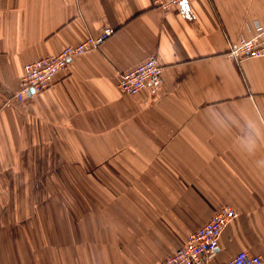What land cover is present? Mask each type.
Returning <instances> with one entry per match:
<instances>
[{
  "label": "crops",
  "instance_id": "0c3cea01",
  "mask_svg": "<svg viewBox=\"0 0 264 264\" xmlns=\"http://www.w3.org/2000/svg\"><path fill=\"white\" fill-rule=\"evenodd\" d=\"M0 0V264H162L223 206L214 257L264 260V0ZM115 34L26 101L24 67ZM155 56L156 91L120 76Z\"/></svg>",
  "mask_w": 264,
  "mask_h": 264
},
{
  "label": "built area",
  "instance_id": "2783aa9c",
  "mask_svg": "<svg viewBox=\"0 0 264 264\" xmlns=\"http://www.w3.org/2000/svg\"><path fill=\"white\" fill-rule=\"evenodd\" d=\"M184 0H155V6L164 11L178 8ZM115 34V29L104 28L96 37H90L78 45H70L59 54L29 63L24 67L17 100L24 102L30 94L40 95L51 88L56 77L68 73L72 60L99 49ZM230 55L237 61L264 58V28L254 26L249 37L240 36L237 44L230 49ZM162 72L155 56H149L132 70L120 76L118 88L129 96H136L149 89L156 91L162 85ZM237 217L235 210L225 205L221 207L202 227L190 234L181 248L168 255L162 264H206L215 255L218 240L226 226ZM225 264H264L259 256L245 251L238 252Z\"/></svg>",
  "mask_w": 264,
  "mask_h": 264
}]
</instances>
